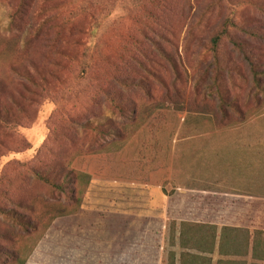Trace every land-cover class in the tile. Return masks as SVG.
<instances>
[{
    "label": "rangeland",
    "instance_id": "374dc122",
    "mask_svg": "<svg viewBox=\"0 0 264 264\" xmlns=\"http://www.w3.org/2000/svg\"><path fill=\"white\" fill-rule=\"evenodd\" d=\"M130 1L0 0V107L13 121L0 123V204L23 212L19 203L33 204L37 220L28 230L0 213V264H63L62 257L35 255L62 209L119 204L147 213L155 200L149 185L164 186L171 167L179 178L195 162L205 186L229 194L205 195V224L193 230L181 229L183 213L175 211L192 197L167 194L161 204L172 207L170 233L158 264H182L185 255L187 263V254L196 264H264V230L255 246L243 228H264V215L245 211L246 196L264 197V148L245 141L264 140V0ZM229 18L221 66L212 40ZM14 67L48 75L40 96ZM104 117L119 133L82 126ZM182 125L241 127L189 134L241 135L245 142L204 139L199 144L212 155L189 161L188 143L176 140L188 134ZM53 165L87 176L72 177L62 193L28 170ZM228 225L240 226L223 233ZM156 256L151 251V264Z\"/></svg>",
    "mask_w": 264,
    "mask_h": 264
},
{
    "label": "crops",
    "instance_id": "0c3cea01",
    "mask_svg": "<svg viewBox=\"0 0 264 264\" xmlns=\"http://www.w3.org/2000/svg\"><path fill=\"white\" fill-rule=\"evenodd\" d=\"M238 128L241 127L227 126L215 127L214 130H202L195 126L182 125L179 130L184 129L188 134L182 139H177V136L176 140L188 143L183 148V152L186 153L189 161L193 157L212 155L211 147L204 148L199 144L200 141L204 142V139L233 144H242L246 141L250 143L249 147H255L257 150L264 148V140L260 138L255 141H243L240 139L241 135L215 134L205 137L204 134H189L199 131L222 133L236 131ZM252 131L261 132V129ZM192 142H195L194 145ZM235 146L232 145V147ZM214 152L219 155L220 148L214 149ZM188 166V173L179 178L173 176L174 169L171 167L164 186L149 185V190L153 188L155 200L153 204L150 200V204L145 209L147 213L133 212L126 205L119 204H106L101 207L84 205L77 213L56 218L50 227L51 231L37 247L35 255L62 257L65 258L63 264L65 262L69 264H151L152 251L157 255L155 264H158L160 249L166 240L172 217V207L161 204V201L169 197L167 194L173 192V197H192V200H185L175 209L178 213H183L179 216L180 218H177L179 225L182 222L205 224V221L201 220L205 203L203 197L212 194H229L208 188L203 184L205 178L201 176L198 162H195L193 167ZM213 170L212 168L211 171ZM246 197L250 198V201L245 203V211L264 215V197L255 194ZM228 226L238 228L240 225ZM243 228L249 230L251 234L257 230H264L256 224L244 225ZM178 235L181 236V231ZM190 236L196 235L192 233ZM189 239L191 240V237Z\"/></svg>",
    "mask_w": 264,
    "mask_h": 264
},
{
    "label": "trees",
    "instance_id": "16d2710c",
    "mask_svg": "<svg viewBox=\"0 0 264 264\" xmlns=\"http://www.w3.org/2000/svg\"><path fill=\"white\" fill-rule=\"evenodd\" d=\"M23 1H25V0H23ZM130 5L131 6H137V5H144V4H143V0H131L130 1ZM149 14L151 16V13H149ZM233 23H234L233 18L227 19L226 27H225L224 31L219 33V34H217L212 40V46H213L212 49H213V54H214L216 63L221 65V66H222V61H220V54H219V48H220L221 40H222L223 36L228 35V26H230ZM88 50L89 49H87L86 52H85V57L88 55ZM253 67H254L253 68V72L257 73L258 72V68H257L256 63L254 64ZM35 68L37 70L36 73L34 71H32L31 68H28V67H24L22 69H20L19 67H14V71L19 73L23 77H25L27 79V81L31 85L35 86V89L31 90V93L40 96V94L44 90L43 89V85L47 81L48 75L44 74V72H42L40 68H37V67H35ZM219 69H221V67H219ZM85 72H86V70H85V68H83L82 69V74L85 73ZM256 80H257V85H259L260 84L259 78L257 77ZM121 82L124 85H126V86H132L134 84V83H130L129 81H121ZM26 88L28 90H30L29 87H26ZM112 100L115 102V104H118L117 101L114 98ZM123 108H125V107H123ZM11 116H12L11 112L5 113L2 110V107H0V123H2V124H8V123L10 124V123H12L13 121L10 118ZM82 126L84 128H86V129H93V130L98 131L99 133H104V134H117V133H119V129L121 127V126H118L117 124L113 123V121H110L106 117H104L101 120H97V121H86L85 123H82ZM28 170L30 171V173H32V175L34 177H36L39 180L47 183L51 188H53L55 190H59L62 193L67 192L68 185L72 181H74V179H72V177H75V176H77V177H79V176H87L84 173L77 172L74 169H67L66 167H61V166L56 167L55 165L48 166L46 168H40V167L31 166V167H28ZM73 199H75V198H73ZM21 203H19V204H20V207L22 209H24V212L23 211H19V210L14 209V208H6V207L1 206V204H0V213L3 216L11 219L13 222H15L16 224L22 226L25 229H28V230L29 229H37V220H36L35 212H34L35 211V206L33 204H25V205L23 204L22 205ZM79 210H80V208L77 209L73 213L64 214V211L62 209L60 211V214L57 217H55V218H53L51 220L50 226L52 225L53 221L56 218L61 217V216H65V215H69V214L77 213ZM185 226H187L188 229H192L193 230V228H195V227L204 226V225L203 224H193V223H189V222H182L181 229L183 230V228ZM223 228H225L222 231L223 233H224V231L227 230V228L231 229V227H227V226L223 227ZM235 229H238V228H232V230H235ZM239 230H241V229H239ZM183 232L184 231H181V235L182 236L184 235ZM247 232H248V237H249L248 241H250L251 239H254L255 240L254 241L255 242V246H256V241L258 242L257 235L258 234H262L263 231L257 230V231H255L254 235L250 234L249 230H247ZM212 238H214L213 241L211 240L209 242L215 243L217 235H214ZM254 254H255V252H254ZM187 255L191 259L190 260L191 263H190L189 260L186 263V255H185V256L182 257V264H189V263L190 264H196V262H194V259L196 257L193 256V255H189V254H187Z\"/></svg>",
    "mask_w": 264,
    "mask_h": 264
}]
</instances>
